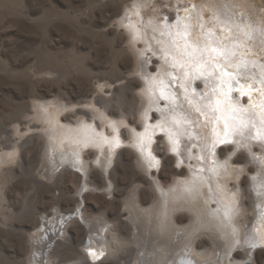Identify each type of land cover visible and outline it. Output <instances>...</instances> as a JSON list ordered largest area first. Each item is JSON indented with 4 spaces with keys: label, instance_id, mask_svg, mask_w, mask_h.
Instances as JSON below:
<instances>
[{
    "label": "rangeland",
    "instance_id": "rangeland-1",
    "mask_svg": "<svg viewBox=\"0 0 264 264\" xmlns=\"http://www.w3.org/2000/svg\"><path fill=\"white\" fill-rule=\"evenodd\" d=\"M154 1L147 0V3L142 5V12L145 14L152 12ZM177 1L179 4H184L185 1L189 3L191 0H158L159 4L161 2L163 4L162 10L168 13V17L172 20L184 10V7H178ZM196 1L204 3L210 0ZM212 1L221 4L229 1L233 3L234 11L240 13L245 10L250 13L252 21L249 24L253 26V31L257 32V35L250 38L249 42L237 47L239 52L237 54L252 59V62H255L253 69H258L257 63L264 64V0ZM135 2L136 0H0V148L2 149L8 142L13 145L22 144L16 160L6 163L0 169L5 175L4 179L2 177L0 180L7 185L5 187L7 216L1 215L4 222L0 221V264H29L30 237L38 229H34L35 225L40 223L46 210L50 211L58 204L62 208L77 207L76 201L70 199L71 197L79 199V209L86 206L89 212L107 214L109 218L114 219L113 223L110 221L109 224L113 225L115 222L121 225L124 237L136 239L130 230L134 225L130 222V217L125 215L127 208L124 203L130 191L133 188L139 190L143 187L153 190L156 180L164 189H167L177 179H184L190 175L185 163L182 164L184 167L178 164L179 156L171 151L164 138L160 141L163 151H158L157 146L155 147V153L160 155L161 161L158 169H153L154 175L147 170L144 171V166H141L139 162L141 155L134 148L135 143L132 138H134V133H138L140 128H143L142 124L144 125L145 121L142 115L149 102L144 99L142 93V87L146 84L144 83L145 77L142 75L144 72L141 71L143 54L138 55L137 47L130 41V38L133 40L138 37L131 35L133 31L123 21ZM244 2H247L249 6L244 7ZM225 4L221 8L225 7ZM200 8H203L207 19L214 15V12L207 6L203 5ZM120 13H122L121 16H119ZM172 22L175 23L174 20ZM249 24L241 28L250 29ZM147 29L151 30L150 27ZM218 31L219 38L227 36L222 42L227 44L230 41L228 36L231 34L230 31L226 33L228 31L225 32L221 27ZM200 38L199 43L203 44V35H200ZM152 40L154 41L153 46L148 45V53H145V56L150 62L148 73L156 75L160 70L167 71L172 68L165 65V62L167 64L169 62L163 58L164 48L160 42H156L153 37ZM176 70H179L181 74L184 71V69ZM196 85L199 86L198 90L205 92V87L211 83L205 85L201 81H196ZM115 87H118L117 91H114ZM261 93V89L252 91V94L258 98H261ZM98 98L113 99L111 107L117 109L116 111L130 109L132 105H137L136 112L134 115H129L130 118H128L131 121L128 122L126 119L120 129L121 136L125 138L123 142L125 144L116 152L117 155H114L112 161H109L106 155L98 160L96 149L93 147L86 149L85 157H83L87 160H83L86 165V175L81 178L82 183L80 184L79 176L82 175V171L73 167L71 163L68 162L56 170H51L47 166L49 161L44 158L46 149L42 147L45 139L42 129L44 124L36 118L34 105L47 102L53 109L68 103L71 108H68L63 115H73L76 110H85L88 114L81 115L82 118L97 120L100 117L97 115L99 109L107 111L105 106H95ZM240 101L246 104L247 97L241 98ZM150 112L151 117H158L154 109ZM111 117L117 119L114 115ZM150 120L154 121V119ZM197 120L198 127L208 135L211 125H208L204 117L198 114ZM98 126L101 127V123H98ZM233 147L235 148L234 145H221L219 150L220 148H231V151H226L224 157L229 155L228 158L233 159L236 158L235 155H247L249 157L245 164L247 170L243 173L242 180L249 178L251 184H256L253 178L255 172L249 168H257L261 164L260 160L256 159L259 158L258 154L264 150V147L257 141L253 155L249 154L244 146L238 150ZM1 152L4 153V150L2 149ZM168 156L173 159L168 161ZM234 164L241 168L243 166ZM171 168H177L179 171L185 168L186 170H183L185 174L175 175ZM96 173L100 174L103 180L101 188L93 184ZM111 173L116 178V184L110 181ZM83 184L87 185L81 189ZM92 192L93 194L86 200L83 198L87 193ZM242 199L241 222L243 226L245 225V230L251 231L250 221L257 219L260 214L258 210L261 207L255 201L257 203L255 210L249 211L245 192L242 193ZM150 206L151 204L147 205V209ZM179 214L189 215L186 210H179L177 215ZM119 215L122 216L120 219L122 221L118 219ZM76 217L80 218V222L84 224L80 214H76ZM189 222L187 221L185 226ZM69 229L73 231L71 244L62 245L60 243L54 249L57 264H60L61 259H71L66 264H122L123 262L125 264L132 262L136 255L133 247L137 244L132 242L130 246L118 252L106 253L105 259L90 263L88 257L81 258L86 252L84 245L81 244L86 234L85 230L75 223H70ZM208 233L209 231L207 233L205 231L199 237L201 245L196 243V252H200L204 247L212 246L213 239ZM69 235L67 233V236ZM59 240L64 239L59 237L56 241ZM255 242L249 247L233 249L234 254L241 252L245 255L237 259L241 264H256L254 256L257 255L256 252L260 249V245L264 247V244L257 241L258 245Z\"/></svg>",
    "mask_w": 264,
    "mask_h": 264
},
{
    "label": "bare ground",
    "instance_id": "bare-ground-1",
    "mask_svg": "<svg viewBox=\"0 0 264 264\" xmlns=\"http://www.w3.org/2000/svg\"><path fill=\"white\" fill-rule=\"evenodd\" d=\"M145 3H147V0H136L135 4L133 5L134 8L129 7V13H126L125 17L123 15L124 19L122 18L124 23L128 25L129 29L133 31V34L131 32V35L138 37L137 39L133 40L130 38V41H132L137 47V54H143V59L146 57L145 53H148V45L153 46L154 41L152 40V37L156 42H160L165 50L171 48V40L167 33L171 32L174 34L177 32V28L174 26L175 23L172 22L173 20L168 17V13H165L164 10H162V2L159 4L158 0H155L152 6V12L149 14L142 12V5H145ZM177 4H179L178 1ZM224 4V2L221 4L212 0L206 1L204 3L191 0L189 3L185 1L184 4H179L183 5L184 9H188V11L183 10V13L179 14V17L182 18V24L192 25L189 34L185 36L184 39L188 40L189 42H199L201 39L200 35H203L204 44L206 43L205 38L207 34L211 32L216 40L223 42V38L227 36L223 37L222 39L218 37V28L221 27L223 30H225V32L228 31L226 33H229V31L231 33L230 35L228 34L230 41L227 44H224L229 49L235 48L236 52H238L237 47L241 46L245 42H249L250 38L257 35V32L253 31L254 28L250 25L252 18L248 11L246 12L244 10L240 13H238L236 10L234 11V5L229 1L225 4V7L221 8V6ZM203 5L207 6L209 9H211V11L214 12V15L211 16L210 19L206 18L203 8H200ZM247 6H249V4L244 2V7ZM241 7L243 8V5ZM121 15L122 13H120L119 16ZM135 15H137V17H135ZM165 22H167L168 27H165ZM247 23H250L249 25L251 28L242 29L243 27H246ZM200 24H202L203 27H200ZM196 26L197 28L195 29ZM147 27H150L151 30H148ZM161 32H164L165 35L162 36L160 34ZM225 32L223 33L224 35ZM256 40H258V37H256ZM139 42H142V44H138ZM180 43H183V40H180ZM149 53H151V51H149ZM234 59L237 62L240 60L252 62V59L246 58L243 55L241 56L240 54H237ZM165 65L169 67V64L166 62ZM257 65L258 69L256 70L253 69L252 64H249L248 68L246 69L254 77L251 84L248 85L253 90L261 89V84L259 81L260 79L264 78V75L261 73V65L264 64L257 63ZM175 71L179 72V70ZM168 72H173V69H167V71L163 69V71H158L156 75H151L156 76L158 80L167 79ZM142 75L145 77L144 73ZM144 83L146 84H144L142 87V93L144 95V99L149 100L146 105L147 107L144 110L149 111V117H151L152 113L150 110H155V105L153 104L152 98L147 91L148 84L146 79ZM241 83H243V81H241ZM205 89V93H211V85H207ZM117 90L118 87H115L114 91ZM237 98L238 94L233 93V99L235 100ZM112 100L113 99L109 98L106 100L98 98L96 100L97 105L95 106H105V109H107V111L102 109H99V111L97 110L99 113L96 114L100 116L97 120L82 118V116L88 114L85 110L75 109V114L63 115L68 108H71L70 104L68 105V103L65 105L61 104L53 109L47 102L37 103V105H34L36 110L34 109L35 111H33L36 114V118L42 121L44 124L42 125V129L45 139L42 147L46 149L44 152V158L49 161L47 166H49L51 170L62 168L69 162L73 167L82 171V175L79 176V181L81 184V178H84L86 175V165L83 161L85 160L83 157H85L84 152L86 149H89V147L96 149L95 151L98 160L101 159L103 155H106L108 156V160L112 161L116 152H118L121 146L125 144L123 143L125 138L121 136L120 129L126 122V119L129 122V115L135 114L137 106L132 105V108L130 109L116 111L117 109L115 110L111 107ZM252 102L255 105H259L261 102H264V94L261 95V98H258L256 95L252 94ZM244 105L248 106V101ZM161 106H163V102H161ZM254 110L257 113V119H259V113L261 111L260 108L256 107ZM112 115L117 117V119L112 118ZM72 117H74V119ZM159 119L161 123L165 124V127H168L163 117H159ZM98 123H101V127L98 126ZM148 123L153 124L155 123V120L151 121L149 119ZM222 125L223 121H221L220 129L218 130H222ZM27 129L29 130L30 128ZM143 130V128H140L139 132H142ZM189 133L194 136L197 134L210 136L211 129L208 135L205 134L202 128L198 127L197 123L195 124L194 129H189L188 132H185L184 129H182L180 135L182 149L185 143L191 142L188 140ZM40 135L41 134H39V136ZM160 136H162V133L157 130L151 145L153 155L156 156L159 161H161L160 155L155 153V147L157 139ZM105 137L108 139L105 140ZM132 139L135 143L134 148L141 155V160H139V162L142 164L141 166H144L143 168L145 170H143H147L149 173L154 175V168L149 169L146 167L143 155L136 146V133H134V138ZM164 139L166 140L168 147L171 149L166 136ZM236 139L239 140V138ZM85 142H87V146H85ZM256 142L257 140L247 139L235 144L234 146L237 150L244 146L249 154L253 155L254 145ZM220 146L221 145L217 146L215 150L216 154L214 156H210L207 161L208 164L215 169L214 173H209V175L212 176V183L218 186L215 192H213L209 187L206 177H202V174L199 171L196 174H194L192 171L193 168H197L199 170L203 167L202 164H197L194 159V157L199 154L198 147L191 149V159L187 156L178 155V164L182 166V164L185 163L188 167V174H190L188 177L184 179H177V181H175V183H173V185L167 189H164L156 180L153 187L154 191L148 190L145 187L139 190L137 188H133V190L130 191L124 203V206L127 208L125 215L130 217L129 220L134 225L131 226L130 230H132V234L136 236V239L124 237L120 227L121 225L115 222L113 225L109 224L110 221L113 223L114 219L109 218L107 214L89 212L86 206L83 209H79V199L77 197L70 198L76 201L77 207L75 208H62L58 204L50 211L46 210L42 215L40 223L36 224L34 227V229H38L34 234H31L30 237L31 255L29 264H57L55 261L56 254L54 249L60 243L62 245L71 244L73 240V231L69 229L70 223H75L79 228L85 230L86 234L81 244L84 245L86 252L84 255H82V257H80H88L90 263L99 261L102 258L105 259L104 256L106 253L109 254L118 252L122 248L130 246L132 242H135L137 245H135L133 249L136 252V255L132 262H126L125 264H241V262H239L237 259L245 257V255L241 252H236L234 254V248L249 247L251 246L250 244L255 241V243L259 241L260 243L264 244V150L259 152V158L257 156L258 159H256L260 160L261 164L257 168H249L252 170V172H255L253 178L257 182L256 184H251L249 178H244L242 180V175L247 170V165L245 164L248 162L249 157L244 154H233L236 157L234 159L231 157L228 158L229 155L224 157V154H226V151H228L229 148H220L219 150ZM21 147L22 144L13 145L8 142V144L2 147L4 153L1 152L2 149L0 148V169L6 163L16 160L17 154L19 153ZM221 149H223V155H221ZM172 159L173 158L171 156L167 157L168 161ZM234 163L243 166L241 168L236 166ZM102 164L104 166V163ZM99 165L101 166V164ZM158 167L155 169H158ZM111 168H109L110 171ZM171 170L175 175H179L178 173L182 172L183 170L185 171L186 169L183 168L182 171H179L177 168H171ZM81 171H79V173H81ZM51 175L53 176V174ZM3 176H5L3 171H0V179ZM95 176L96 177L93 184L101 188V183L103 180L100 174L96 173ZM110 178L112 184L117 183L113 173H111ZM194 180L197 182L198 187L196 194L193 197V193L186 191V189L192 185ZM5 184L6 183L0 180V221L3 222L4 218L2 219L1 215L4 217L7 216V212H5V201L7 200L5 187L7 185ZM112 184H110V186H112ZM86 185H80L81 189H83V187ZM243 192L246 194V205L248 206L249 211H254L257 203H259L261 207V209L258 210L260 214H258L259 216H257V219L255 218L256 220L250 221L252 226V230L250 229L251 231H247V229L245 230V225L243 226L241 222L243 215V209L241 207ZM233 193H235V203H233ZM92 194L93 192L87 193L83 198L86 200V198ZM97 195L100 196L101 194L97 193ZM221 201H223V203H221ZM255 201H257V203ZM149 204H151V206L147 209L146 206ZM256 208L258 209V207ZM179 210H186L188 211L189 215H177ZM225 213H230L232 215L231 221L226 218ZM76 214L81 215V220L84 222V224L80 222V218L76 217ZM121 217L122 216L119 215L118 219L120 220ZM177 217H184L186 222H190L186 226L185 223L178 224L176 223ZM205 231L206 233L209 231L211 234L213 244L212 246L206 248L203 246L204 249L201 248L203 250L196 252V243L200 244L201 241L198 239ZM67 233L70 235L67 236ZM59 237L66 241H56ZM93 252H95V255H93ZM233 254L234 256L231 257ZM256 254L257 255L254 256L256 264H264V247L260 245V249L256 252ZM69 260L71 259H61L59 263L66 264V262ZM122 264H124V262Z\"/></svg>",
    "mask_w": 264,
    "mask_h": 264
},
{
    "label": "snow or ice",
    "instance_id": "snow-or-ice-1",
    "mask_svg": "<svg viewBox=\"0 0 264 264\" xmlns=\"http://www.w3.org/2000/svg\"><path fill=\"white\" fill-rule=\"evenodd\" d=\"M178 7H183V5H178ZM184 10L188 11L187 8ZM173 20L177 32L167 33L171 40V48L163 50V58L169 62L173 72L167 73V79L158 80L156 76L148 73L149 58L145 57L142 61V71L148 84L147 91L155 105V112L159 116L149 117V111L143 113L144 130L136 133V146L149 169L156 168L160 164L151 148L157 130L163 134L156 144L158 151H163L160 141L165 136L171 146V151L177 155L191 159V149L198 147L199 154L194 159L203 167L199 170L193 168L192 171L194 174L199 171L202 177H206L209 187L215 192L218 186L212 183V176L209 175V173H214L215 169L207 161L210 156L216 154L215 150L218 145H235L252 139L259 141L264 147V102L259 105L252 102L253 90L248 85L254 77L246 70L249 64L255 67V62L245 60L237 62L234 59L237 55L235 48L229 49L221 41L216 40L211 32L207 34L206 43L203 45L199 42H189L184 37L189 34L192 25L182 24V18L179 16L173 17ZM199 26L203 27L202 24ZM165 27H168L167 22H165ZM160 34L165 35L164 32ZM180 40H183V43H180ZM176 69H184V71L181 74L176 72ZM261 73L264 75V65H261ZM196 81H201L205 85L211 83V93L198 91L199 86L196 85ZM259 83L261 92L264 94V78L260 79ZM233 93L238 94L235 100ZM245 97H247L248 106L240 102V99ZM256 107L261 110L259 119L254 110ZM197 114L203 116L211 125L210 136L203 134L194 136L189 133L188 140L191 142L185 143L182 149L181 130L188 132L189 129H194ZM159 117L164 118L168 127L160 122ZM149 119H154L155 123L149 124ZM221 121H223L222 130H218ZM107 139L105 137V140ZM221 155H223V149H221ZM178 174L184 175L185 173L182 171ZM197 187L198 184L194 180L186 191L193 193L194 197ZM232 196L233 203H235V193ZM225 216L231 221L230 213H225ZM176 223L184 224L186 220L184 217H177Z\"/></svg>",
    "mask_w": 264,
    "mask_h": 264
}]
</instances>
